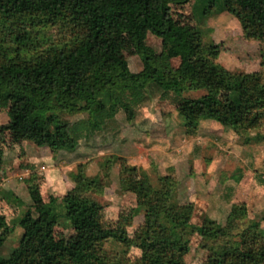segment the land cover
<instances>
[{
    "label": "trees",
    "instance_id": "obj_1",
    "mask_svg": "<svg viewBox=\"0 0 264 264\" xmlns=\"http://www.w3.org/2000/svg\"><path fill=\"white\" fill-rule=\"evenodd\" d=\"M190 1L0 0V108L10 102L18 107L14 132L53 151H73L85 131L99 129L120 110L133 118L149 87L164 93L205 90L201 97L178 102L177 111L189 132L197 130L202 119L241 134L260 125L264 120L261 73H237L232 86L225 83L226 70L217 62L220 45L205 44L198 26L181 24L172 15V5ZM224 5L247 38L264 43V0H224ZM59 22L70 29V39L42 46L37 28ZM149 32L161 38L160 53L147 43ZM124 33L142 61L139 71H132L106 42ZM174 58L180 59V65L170 81ZM225 88L230 89L229 101L219 97ZM61 110L87 112L89 117L71 122L60 115ZM3 163L0 151V170ZM125 182L145 213L141 232L129 235L132 214L123 215L116 227H104L100 203L76 187L63 197L64 214L81 239L69 244L54 234L58 223L54 203H46L36 182L30 181L33 204L12 222L22 228V236L8 256L0 252V264H108L96 245L109 239L139 247L138 264H186L184 257L195 233L213 246L208 264H264V237L253 235L247 243L235 232L247 214L244 205L233 207L226 225L210 217L196 224L193 202L169 204L172 180L166 178L162 187L145 177ZM79 184L84 185L80 179ZM0 230L1 250L10 230L4 216Z\"/></svg>",
    "mask_w": 264,
    "mask_h": 264
},
{
    "label": "rangeland",
    "instance_id": "obj_2",
    "mask_svg": "<svg viewBox=\"0 0 264 264\" xmlns=\"http://www.w3.org/2000/svg\"><path fill=\"white\" fill-rule=\"evenodd\" d=\"M171 11L181 24L198 26L205 44L220 45L217 62L226 70L224 81L229 87L237 73L260 72L264 80V43L245 36L241 23L227 11L224 0H191L172 5ZM37 30L42 46L70 39V29L62 22ZM106 42L128 61L132 71L143 68L128 33ZM147 43L158 53L162 51L161 38L152 32L148 33ZM179 65L180 59L174 58L168 71L170 81ZM205 93L190 88L164 93L149 87L147 98L135 108L133 118L120 110L99 129L85 131L73 151H53L34 140L20 138L12 128L18 107L14 102L1 107L0 151L4 163L0 170V216L10 222L1 254L8 256L22 236V228L12 222L33 204L30 181L36 182L46 203H54L58 215L54 234L69 244L81 239L64 214L63 197L76 187L100 203L104 227H116L123 215L132 214L127 226L129 235L139 234L145 213L125 181L142 177L155 187H162L166 178L172 180L169 204L193 202L192 221L196 224L210 217L226 225L233 207L244 205L247 214L235 231L238 239L250 243L253 235L264 237V120L241 134L215 120L202 119L197 130L189 132L177 111L178 102ZM219 97L229 101L230 89H222ZM59 113L71 122L89 117L87 112ZM25 172L29 173L23 175ZM79 179L84 185L79 184ZM18 199L24 204L17 203ZM190 245L184 257L186 264H208L211 242L195 233ZM96 249L108 264H138L142 258V250L135 244L125 245L112 239L97 244Z\"/></svg>",
    "mask_w": 264,
    "mask_h": 264
},
{
    "label": "built area",
    "instance_id": "obj_3",
    "mask_svg": "<svg viewBox=\"0 0 264 264\" xmlns=\"http://www.w3.org/2000/svg\"><path fill=\"white\" fill-rule=\"evenodd\" d=\"M29 172H25L23 175H26V174H28ZM262 177H264V170H263V172H262Z\"/></svg>",
    "mask_w": 264,
    "mask_h": 264
}]
</instances>
